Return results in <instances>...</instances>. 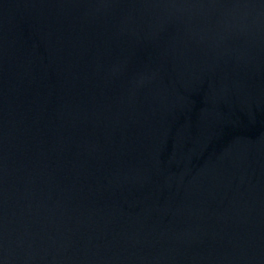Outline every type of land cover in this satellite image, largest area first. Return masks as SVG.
Segmentation results:
<instances>
[{
    "label": "water",
    "instance_id": "95a60500",
    "mask_svg": "<svg viewBox=\"0 0 264 264\" xmlns=\"http://www.w3.org/2000/svg\"><path fill=\"white\" fill-rule=\"evenodd\" d=\"M0 264H264V0H0Z\"/></svg>",
    "mask_w": 264,
    "mask_h": 264
}]
</instances>
